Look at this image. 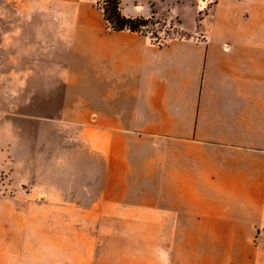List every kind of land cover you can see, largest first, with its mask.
<instances>
[{"label":"crops","instance_id":"obj_1","mask_svg":"<svg viewBox=\"0 0 264 264\" xmlns=\"http://www.w3.org/2000/svg\"><path fill=\"white\" fill-rule=\"evenodd\" d=\"M205 5L158 44L87 0L17 4L33 11L24 71L62 90L38 121L68 179L47 184L40 127L14 178L17 130L0 119V264H264V0Z\"/></svg>","mask_w":264,"mask_h":264},{"label":"rangeland","instance_id":"obj_2","mask_svg":"<svg viewBox=\"0 0 264 264\" xmlns=\"http://www.w3.org/2000/svg\"><path fill=\"white\" fill-rule=\"evenodd\" d=\"M22 1L16 0V7L12 8L7 6L8 0H0V49L16 53L15 56H8L7 53L0 56V119L10 117L14 120L17 130V168L14 178L19 181L25 178L27 172L25 160L31 151L34 156L37 149L34 136L40 127L44 130V141L47 143L41 167L45 180L47 184H55L57 179L66 182L68 176L62 175L61 170L56 167L58 141L54 135L55 125L44 122L41 124L42 122L38 121L39 118L55 117L60 113L62 90L41 88V84L45 83L41 82L36 74L24 71L25 66L27 68L31 63L34 64V58L30 63V59L24 57V50L29 48V44L25 43V36L29 35L25 33L24 19L26 14L29 16L33 11L18 7L17 4ZM87 1L93 4L102 17V11L98 7L99 0ZM205 2V0H123L122 8L129 14H136L137 17H154L153 24L143 28L141 35L150 36L155 43L165 44L184 36L180 31L182 23L187 28L194 27V23L202 16L203 12L200 10L205 8ZM62 11L64 22L62 36H73L70 31L73 22L72 10ZM36 167H39V164ZM19 189L21 188L18 187L16 191ZM84 252L85 249L80 250L81 255Z\"/></svg>","mask_w":264,"mask_h":264},{"label":"trees","instance_id":"obj_3","mask_svg":"<svg viewBox=\"0 0 264 264\" xmlns=\"http://www.w3.org/2000/svg\"><path fill=\"white\" fill-rule=\"evenodd\" d=\"M122 0H99L98 7L111 31L142 33L143 28L153 24L154 17H128L122 12ZM140 10V9H139Z\"/></svg>","mask_w":264,"mask_h":264},{"label":"bare ground","instance_id":"obj_4","mask_svg":"<svg viewBox=\"0 0 264 264\" xmlns=\"http://www.w3.org/2000/svg\"><path fill=\"white\" fill-rule=\"evenodd\" d=\"M205 4V3H204Z\"/></svg>","mask_w":264,"mask_h":264},{"label":"built area","instance_id":"obj_5","mask_svg":"<svg viewBox=\"0 0 264 264\" xmlns=\"http://www.w3.org/2000/svg\"><path fill=\"white\" fill-rule=\"evenodd\" d=\"M206 1V0H205Z\"/></svg>","mask_w":264,"mask_h":264}]
</instances>
